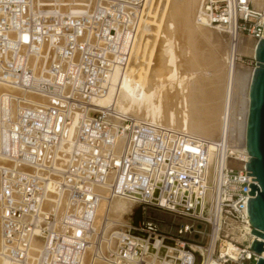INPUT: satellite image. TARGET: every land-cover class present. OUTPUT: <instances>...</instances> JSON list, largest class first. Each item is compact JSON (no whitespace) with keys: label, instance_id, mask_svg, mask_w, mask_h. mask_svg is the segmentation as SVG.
<instances>
[{"label":"built area","instance_id":"obj_1","mask_svg":"<svg viewBox=\"0 0 264 264\" xmlns=\"http://www.w3.org/2000/svg\"><path fill=\"white\" fill-rule=\"evenodd\" d=\"M146 2L87 0L81 8L65 9L32 0H0V80L10 70L23 89L49 100L48 105H25L7 123L1 142L0 154L14 163L0 166L1 237L11 259H29L33 227L41 225L44 246L38 264H80L92 246L98 202L118 195L189 222L168 234L151 220L127 225L108 253L111 264H206L208 258L220 264L256 262L258 255L250 248L254 238L245 228L251 230L248 185L257 182L246 175L245 153L244 164L223 165L210 188L208 140L126 115L115 124L102 110L85 115L89 99L103 96L115 69L127 66ZM196 21L220 29L231 42L238 36L257 42L263 37L264 11L254 10L251 0H201ZM42 44L49 52L48 70L36 74L30 57ZM241 56L235 52L234 60L242 62ZM71 106L84 112L76 137L64 155L57 150L47 161L44 155L62 139L59 116ZM225 156L236 160L239 151L226 148ZM106 182L107 192H98ZM209 188L214 194L210 203L205 200ZM50 191L68 199L62 217L66 229L55 228L53 213L40 212ZM227 241L233 247L222 250Z\"/></svg>","mask_w":264,"mask_h":264},{"label":"bare ground","instance_id":"obj_2","mask_svg":"<svg viewBox=\"0 0 264 264\" xmlns=\"http://www.w3.org/2000/svg\"><path fill=\"white\" fill-rule=\"evenodd\" d=\"M32 1L39 4H57L65 9H77L85 5L87 0ZM157 1L147 0L146 2L144 16L138 27L139 33L133 43L127 66L124 69H115L108 90L103 96H94L89 99L91 107L85 108V115L89 116L96 110H102L106 112L107 119L112 120L115 124L121 123V115H126L146 122L186 130L208 140L206 174L211 188L212 184L218 181L219 171L223 165L230 164L241 167L244 164L243 153L246 154L247 161L249 158L246 151L245 135L249 106L248 92L254 69L243 62L237 63L234 60V53L238 52L254 57L257 41L249 35L238 36L235 42H231L228 38L227 56L224 55L225 63L221 64L220 57L221 59L223 57L220 56V52L224 33L212 25L196 21L201 0H166L168 6L176 8V16L179 21V23H175L174 20L166 22L168 24V33L166 34L162 33L163 28L160 31L159 26H153L148 21L147 24L145 21L147 6L149 3H157ZM251 1L254 10L264 11V0ZM188 14H190L192 24H188ZM169 17L168 19H170ZM146 39L148 40L146 41ZM180 44L184 46V48L180 47V49H184V51L181 50L184 52L183 54L179 51ZM224 47L226 46H223V49ZM47 55H49L47 46L42 44L41 51L30 57L36 74H45L48 70ZM188 61L193 65L205 64L207 66L206 64H209L210 69L198 66L199 70H192L194 66H191L192 71H185L183 67L186 64L183 65V63ZM220 64L223 66V71L217 73L221 70ZM188 69L186 68V70ZM147 70L152 71V75L146 74ZM4 71L1 73L3 80H0V148L7 123L12 122L25 105L30 103L49 104V100L45 96L25 90L17 84L16 73L10 70ZM221 81L223 82L222 97L218 84ZM69 93L70 91L67 89L64 91V94ZM74 96L77 97V95ZM221 98L222 103L220 102ZM220 103L222 108H220ZM219 112L221 113L220 119ZM83 115L82 108L77 109L71 106L64 117L59 116V121L62 119L60 125L62 139L57 148L49 149L44 155L47 161L57 155V150L62 152L60 155H64L63 153L69 150L76 137L77 125ZM67 119L68 122H66ZM214 142H220L223 145L221 148H216ZM116 147H121L120 141L116 143ZM226 148L239 151V158L233 160L226 157ZM49 152L50 156H48ZM13 164L9 157L0 154V166L11 167ZM19 167L29 172L35 171L29 166L20 165ZM107 185L109 182H106L104 187L97 191L105 194ZM210 188L205 198L208 203L214 198ZM67 201L64 194L60 195V193L56 194L50 191L47 192L40 208V212L43 214L53 213L55 215L54 226L58 230L66 229L62 223V217L68 208ZM133 203L132 199L118 195L111 199L102 198L98 202L93 222L95 234L91 238L92 246L85 251L80 264H111L106 258H108V253L116 248L119 232L127 227L125 215L131 211ZM208 213H212L211 208H208ZM41 217L42 215H39V218ZM40 227L41 225L33 227L27 252L29 259L17 261L8 256L3 245L0 217V264H38L44 246ZM99 228H103V232H105L102 236L97 233ZM247 232L256 238L249 227L245 228V233ZM98 236L102 238L99 240ZM225 243L222 250H229L233 247L230 242ZM212 248L213 242L211 241L208 251L211 252ZM260 255L264 257V252ZM206 264L220 263L214 258H208Z\"/></svg>","mask_w":264,"mask_h":264},{"label":"water","instance_id":"obj_3","mask_svg":"<svg viewBox=\"0 0 264 264\" xmlns=\"http://www.w3.org/2000/svg\"><path fill=\"white\" fill-rule=\"evenodd\" d=\"M264 25V21L262 23ZM255 68L249 87V106L246 122L245 145L249 156L245 163L246 175H253L257 185L250 183L247 201V213L251 233L256 236L251 242V250L258 257L254 264H264V29L263 37L257 42L255 53Z\"/></svg>","mask_w":264,"mask_h":264},{"label":"rangeland","instance_id":"obj_4","mask_svg":"<svg viewBox=\"0 0 264 264\" xmlns=\"http://www.w3.org/2000/svg\"><path fill=\"white\" fill-rule=\"evenodd\" d=\"M165 2V3H164ZM163 4V5H162ZM156 5V6H155ZM151 7V8H150ZM154 7V8H153ZM159 7V8H158ZM164 7V8H163ZM169 7V8H168ZM148 8H150V9H148ZM147 12H146V19L148 18V20H146L145 19V21H146V23H147V21H148V23L149 24H152L153 26H159L158 28H160L159 30L161 31V29H162V33L164 32L165 34L166 33H168V21L169 22H171V20H174V21H176L175 23H179V21H178V17L176 16V8L175 7H171V6H168L167 4H166V0H162L161 2H160V0H158L157 1V3H149V5L147 6ZM150 10H153L152 12L150 11ZM155 10H156V12H155ZM159 10V11H158ZM161 10V11H160ZM163 11V12H162ZM153 12H155L154 14H153ZM161 12V13H160ZM165 12V13H164ZM151 13V14H150ZM157 13V14H156ZM164 13V14H163ZM156 14V15H155ZM160 15V17H159V15ZM189 15V16H188ZM187 15V21H188V24H192V21H191V18H190V14H188ZM148 16V17H147ZM164 16V17H163ZM165 16H167V17H165ZM169 16H171V17H169ZM168 17L170 18V19H168ZM160 20H159V19ZM164 18H166V19H164ZM161 19H162V21H161ZM190 20V21H189ZM151 23H150V22ZM161 21V22H160ZM160 22V23H159ZM167 22V23H166ZM147 23V24H148ZM155 24V25H154ZM160 26H162V27H160ZM165 26V27H164ZM167 31V32H166ZM148 39H146V41H147ZM222 40H224L223 41V45H222V48H221V52H220V56H222L223 58L221 59V57H220V62H221V64L223 63H225V59H226V57L225 56H227V45H228V36L224 33V35H223V38H222ZM223 46H226V47H224V49H223ZM180 47H183L184 48V46H182V44H180L179 45V51L183 54L184 52H182V51H184V49L183 48H181L180 49ZM223 49V50H222ZM182 50V51H181ZM223 51H224V54H223ZM222 54V55H221ZM225 55V56H224ZM225 57V58H224ZM242 62L245 64V65H248V66H253L254 65V63H255V59L252 57V56H250V55H244V54H242ZM224 60V62H222V61ZM186 61V60H185ZM186 64V65H185ZM188 64V65H187ZM220 64V67L222 66ZM183 65H185L184 67H183V69L185 70V71H192V70H199L197 67L199 66V68H206L207 67V69L209 68L210 69V65L209 64H206L207 66H205V64H201V65H193L192 63H190L189 64V61L186 63V62H184L183 63ZM188 66V67H187ZM191 66H194V68H192ZM200 66H202V67H200ZM204 66V67H203ZM186 68H189L188 70H186ZM191 68H192V70H191ZM223 66L221 67V70L220 71H218L217 73H219V72H221V71H223ZM145 73L146 74H148V75H152V71H145ZM149 73H151V74H149ZM222 80H223V78H222ZM223 82L221 81L220 83H218L219 84V86H220V88H221V93H220V96L222 97V95H223V92H222V90H223V84H222ZM221 84V85H220ZM222 86V87H221ZM222 94V95H221ZM222 101V98H221V100H220V102ZM222 103V102H221ZM220 103V108H222L221 107V104ZM95 104V103H94ZM97 106H99V105H97ZM112 108V107H111ZM114 108V107H113ZM116 109V108H115ZM117 110V109H116ZM118 111V110H117ZM220 112H221V109H220ZM219 112V115H218V117H219V119H220V115H221V113ZM217 123H218V127H219V120L217 119ZM125 219L127 220V225H129V224H131V225H137V224H139L141 221H143V220H151V221H153V222H155L156 224H157V226L164 232V233H166V234H168V233H171V232H174L175 231V229H176V226H177V224H179V223H181V222H189V220H187L186 218H182V217H178V216H176V215H174V214H172L171 212H168V211H166V210H163V209H159V208H156V207H154V206H145V208H142V206L141 205H137V204H135V202L133 203V205H132V207H131V211L128 213V214H126L125 215ZM126 225V226H127ZM125 226V227H126ZM99 229H103V228H99ZM98 229V230H99ZM98 233V232H97ZM103 233H105V232H103ZM225 245H226V243H225Z\"/></svg>","mask_w":264,"mask_h":264}]
</instances>
